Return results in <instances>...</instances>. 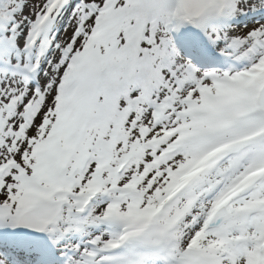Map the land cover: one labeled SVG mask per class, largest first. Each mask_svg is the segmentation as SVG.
Returning a JSON list of instances; mask_svg holds the SVG:
<instances>
[{
  "label": "snow or ice",
  "instance_id": "6c2138e0",
  "mask_svg": "<svg viewBox=\"0 0 264 264\" xmlns=\"http://www.w3.org/2000/svg\"><path fill=\"white\" fill-rule=\"evenodd\" d=\"M0 264H264V0H0Z\"/></svg>",
  "mask_w": 264,
  "mask_h": 264
}]
</instances>
